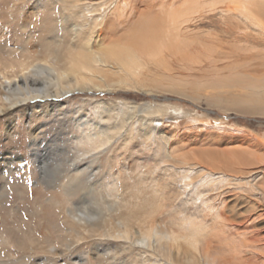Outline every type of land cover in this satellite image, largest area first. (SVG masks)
I'll return each instance as SVG.
<instances>
[{
	"label": "rangeland",
	"instance_id": "obj_1",
	"mask_svg": "<svg viewBox=\"0 0 264 264\" xmlns=\"http://www.w3.org/2000/svg\"><path fill=\"white\" fill-rule=\"evenodd\" d=\"M153 1L124 0L123 25L119 14L111 15L107 43H139L141 35H154H140L138 26L123 33L127 25H143ZM218 13L187 25V41L194 44L186 58L174 53L160 64H145L135 82L31 99L0 114V264H184L189 252L203 264L185 241L164 242V253L151 255L146 245L122 233L131 223L139 235L140 220L152 206L157 212L147 224L177 233L169 225L171 214L176 220L191 214L194 187L207 174L195 173L204 165L228 170L226 164H263L251 167L253 173L264 167V45L225 35L221 29L240 34L245 26L221 23ZM83 24L82 12L75 15L73 4L64 0H0V99L8 93L6 70L9 79L35 63L66 70L73 62L69 50L91 34ZM74 25L83 27L78 39L70 36ZM206 40L211 47L198 51ZM50 75L29 82L37 80L39 89L46 84L53 92L56 86L45 78ZM123 120L135 132L122 129ZM91 135L111 142L93 151ZM37 152L47 153L43 170L34 159ZM184 164L200 165L191 170ZM226 199L237 215L234 221L244 224L251 201L233 194ZM255 224L263 229V240L264 218Z\"/></svg>",
	"mask_w": 264,
	"mask_h": 264
},
{
	"label": "bare ground",
	"instance_id": "obj_2",
	"mask_svg": "<svg viewBox=\"0 0 264 264\" xmlns=\"http://www.w3.org/2000/svg\"><path fill=\"white\" fill-rule=\"evenodd\" d=\"M64 1L73 4L75 15L82 12L83 25L87 24L91 34L87 38L82 37L77 50H69L72 52L69 59L73 62L64 71L61 68L57 69V66L47 68L35 63L24 67L21 74L13 79H9L8 70L3 72L2 76L5 83L3 88L8 90V93L0 99L3 107L0 109V114L6 113L7 110H13L19 105L27 104L28 100L31 99L40 97L45 99L61 98L77 90H109L128 85L132 81L135 82L140 75L139 73H142L144 69L143 65H154L155 62L164 59L169 54L182 53L184 57L189 55L188 52H191L194 43L187 41V33L189 32L187 25L196 18L198 19V17H207L205 16L207 13L214 11L219 12L221 23L228 21L243 25L247 33L239 34L237 31L234 32L227 28L221 29L225 35L242 37L241 39L244 40L251 38L255 41V46L264 45V0H212L209 2L210 4L200 3L201 0H188L184 3L180 0V2L177 0H154L149 11L142 15L144 18L143 25H127L123 27L125 28L123 33L133 27H136L137 31L138 26L139 34L144 35L153 32L155 34H148L147 36L140 34L141 40L139 43L131 42L129 44L121 43L120 40H113L109 43L106 41L107 28L114 24L113 20L109 22L111 15L115 18V15L119 14L118 18L120 20H118L122 24V18L128 11V3L123 2L124 0ZM169 2L174 3L168 6ZM219 4H223V7L220 9L215 8ZM206 8L210 10L206 11ZM132 15L131 11V18ZM148 15H151V17ZM147 18H154V21L145 23ZM82 29L83 27L71 26L70 36L78 39ZM131 34L133 33L131 32ZM209 39L213 40L214 37ZM73 46H75L74 43ZM198 46V51L201 48L207 49L211 47V41L210 43H208V40L199 42ZM79 59H81L80 63ZM55 62L59 65L60 63L64 64L57 57ZM108 70L111 71L112 77H109L111 74ZM43 74H51L45 78L51 80L49 82L53 87L56 86L55 91H50L51 89L46 84L44 89H39L40 83L37 80L29 82L30 79L35 77L38 79ZM22 80L26 82V88L21 86ZM41 80L43 81V79ZM122 127L126 131L129 130L124 124V120ZM131 128L129 131L131 133L135 132L134 125ZM103 133H106V131ZM160 134L163 139L168 140V132L161 130ZM102 136L91 135V137H88L93 144V151H100L109 146L111 137L102 138ZM46 156L47 153L44 155V153L39 152L34 155V159L39 162L41 170L45 166L47 167ZM184 165L186 169L189 166L193 170L198 168L200 164ZM261 165L263 164H226V168L230 170L210 169L205 165L202 166L200 171L195 174L203 171L207 174L194 187L195 197L191 196L190 198L191 214H185L179 220H176L171 214L169 225L176 227L178 229L177 233L172 229L162 231L156 222L147 224V220L153 219L154 214L157 212L152 206L151 212L146 214V220H140L141 227L138 231L140 234L135 237L134 227L127 222L126 224H129L125 233H122L123 237L128 241L140 242L144 246L146 245L151 255L156 250L164 253V242L178 243L179 241H185L189 243V247L193 251L199 252L203 264H264V238L262 240L260 237V232L263 229L259 231L257 224H255L256 221L264 218V167L258 169V173H253L251 170V167ZM85 174L83 172V175ZM80 184L82 185V182ZM228 194H233L234 197H237V200L251 201L249 207L247 206L248 210H246L245 216L248 219L244 224H237L234 221L237 215L227 204L226 196ZM182 206L185 207L184 204ZM251 212L256 213L252 214ZM215 242H218L219 245L212 247ZM193 253L185 254L182 257V262L184 264H199ZM219 256H222V258H218ZM179 257L181 256L178 253L177 258ZM153 258L155 257L153 256ZM254 258L257 261H254Z\"/></svg>",
	"mask_w": 264,
	"mask_h": 264
},
{
	"label": "snow or ice",
	"instance_id": "obj_3",
	"mask_svg": "<svg viewBox=\"0 0 264 264\" xmlns=\"http://www.w3.org/2000/svg\"><path fill=\"white\" fill-rule=\"evenodd\" d=\"M0 171H2V169H0Z\"/></svg>",
	"mask_w": 264,
	"mask_h": 264
}]
</instances>
